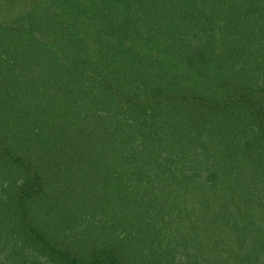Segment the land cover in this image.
<instances>
[{"label":"trees","instance_id":"1","mask_svg":"<svg viewBox=\"0 0 264 264\" xmlns=\"http://www.w3.org/2000/svg\"><path fill=\"white\" fill-rule=\"evenodd\" d=\"M0 264H264V0H0Z\"/></svg>","mask_w":264,"mask_h":264}]
</instances>
